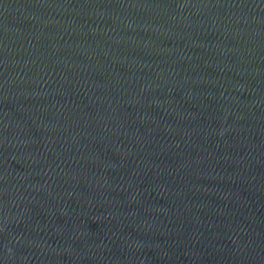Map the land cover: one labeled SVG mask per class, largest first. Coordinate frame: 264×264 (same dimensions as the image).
I'll use <instances>...</instances> for the list:
<instances>
[{
  "label": "water",
  "instance_id": "obj_1",
  "mask_svg": "<svg viewBox=\"0 0 264 264\" xmlns=\"http://www.w3.org/2000/svg\"><path fill=\"white\" fill-rule=\"evenodd\" d=\"M0 264H264V0H0Z\"/></svg>",
  "mask_w": 264,
  "mask_h": 264
}]
</instances>
